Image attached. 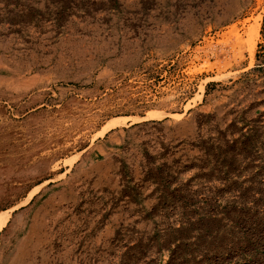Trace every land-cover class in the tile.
<instances>
[{
  "label": "rangeland",
  "instance_id": "rangeland-1",
  "mask_svg": "<svg viewBox=\"0 0 264 264\" xmlns=\"http://www.w3.org/2000/svg\"><path fill=\"white\" fill-rule=\"evenodd\" d=\"M0 264H264V0H0Z\"/></svg>",
  "mask_w": 264,
  "mask_h": 264
}]
</instances>
